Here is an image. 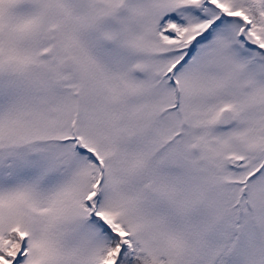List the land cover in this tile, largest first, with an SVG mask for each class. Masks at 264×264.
<instances>
[{
    "label": "snow or ice",
    "instance_id": "obj_1",
    "mask_svg": "<svg viewBox=\"0 0 264 264\" xmlns=\"http://www.w3.org/2000/svg\"><path fill=\"white\" fill-rule=\"evenodd\" d=\"M0 264H264V0H0Z\"/></svg>",
    "mask_w": 264,
    "mask_h": 264
}]
</instances>
